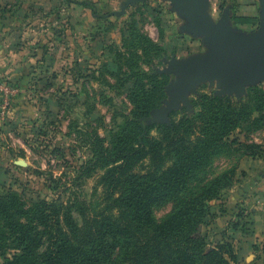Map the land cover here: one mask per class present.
I'll use <instances>...</instances> for the list:
<instances>
[{
  "label": "rangeland",
  "instance_id": "374dc122",
  "mask_svg": "<svg viewBox=\"0 0 264 264\" xmlns=\"http://www.w3.org/2000/svg\"><path fill=\"white\" fill-rule=\"evenodd\" d=\"M188 17L184 10L170 8L167 0H0L2 262L5 254L10 257L22 252L17 238L22 227L13 232L8 223L14 219L16 202L20 208L26 204L27 209L38 201L61 206L58 213H53L60 220L59 226L38 223V237L71 233L66 211L69 207V217L81 228L85 226V214L92 216L103 210L100 202L104 186L100 179L105 168H93L98 154L94 146L102 139L101 144L110 148L123 123L131 120L136 107L130 96L137 86L134 73L157 74L168 80L161 102L166 110L156 112L162 114L155 119L157 125L194 116L201 109L198 103L204 94L243 100L253 87L261 85L264 90L260 78L246 83L245 90L237 94L223 92L221 80L201 81L169 107L176 97L174 84L184 76V72L173 70L172 64L182 61L173 49L183 39L180 34H196ZM135 31L168 49L161 52L148 46L137 39ZM142 80L147 83L146 78ZM260 111L243 120L229 138L264 147V110ZM258 118L261 120L254 122ZM156 127L152 133L160 139ZM245 157L242 146L230 145L200 170L197 181L201 188L221 180L219 195L213 198L200 194L205 215L199 225L197 248L184 250L175 245L168 249L170 255L172 249L183 251V264H192L190 260L199 252L202 264H220V256L202 254L225 240L236 214L234 207L243 203L248 179V173L242 170L248 166ZM155 166H149V170L154 171ZM171 209L172 204L155 207L157 219L163 222ZM224 258L230 261L228 255ZM124 264L134 263L129 260ZM239 264H264V252H248Z\"/></svg>",
  "mask_w": 264,
  "mask_h": 264
},
{
  "label": "trees",
  "instance_id": "16d2710c",
  "mask_svg": "<svg viewBox=\"0 0 264 264\" xmlns=\"http://www.w3.org/2000/svg\"><path fill=\"white\" fill-rule=\"evenodd\" d=\"M235 19L245 22L252 18ZM135 34L148 46L166 51L164 45L155 44L138 31ZM134 76L137 86L130 96L136 107L131 120L123 123L110 148L101 144L102 139L94 146L98 154L93 168L100 165L105 168L100 179L104 186L100 202L103 210L95 211L92 216L85 214V226L81 228L69 217V207L66 211L71 233L38 237V223L59 226L60 220L53 213H58L61 206L38 201L35 207L27 209L26 204L22 203L20 208L21 204L16 202L14 219L10 218L8 223L13 232L22 227V234L17 237L22 252L10 257L5 254L3 262L0 256V264H124L129 260L134 264H183V251L172 249L170 255L168 249L175 245L183 246L184 250L197 248L199 225L205 215L200 194L217 198L221 183L215 179L201 188L198 174L230 145L242 146L246 156H261L262 144L229 137L243 120L264 110V90L261 85L253 87L249 97L243 100L204 94L198 103L201 109L194 116L157 125L155 119L162 114L156 112L164 109L161 102L168 80L141 71ZM257 120L261 118L254 122ZM155 126L160 139L152 133ZM153 164L154 171L149 170ZM90 168L89 172H93ZM169 204L171 211L163 222L159 221L155 207ZM251 214L252 211L239 207L234 227L248 229ZM4 216L7 217L5 210ZM81 229H84L82 233ZM208 254L220 256V264L240 262L233 243L226 237L202 256ZM224 255L229 256V262ZM190 261L202 264L201 252Z\"/></svg>",
  "mask_w": 264,
  "mask_h": 264
},
{
  "label": "water",
  "instance_id": "95a60500",
  "mask_svg": "<svg viewBox=\"0 0 264 264\" xmlns=\"http://www.w3.org/2000/svg\"><path fill=\"white\" fill-rule=\"evenodd\" d=\"M185 7L196 34L205 37L210 51L205 55L191 57L173 65L176 72H184L177 84L176 97L171 107L201 81L221 80L223 92H243L246 83L253 79L264 80V20L258 32L246 36L225 30L227 18L215 23L203 0H171ZM264 1V0H263ZM166 109L160 111L165 113Z\"/></svg>",
  "mask_w": 264,
  "mask_h": 264
},
{
  "label": "crops",
  "instance_id": "0c3cea01",
  "mask_svg": "<svg viewBox=\"0 0 264 264\" xmlns=\"http://www.w3.org/2000/svg\"><path fill=\"white\" fill-rule=\"evenodd\" d=\"M170 8L174 10H184L185 7L177 5L171 0H167ZM207 4L208 11L212 20L218 23L223 17L227 18L225 28H233L236 34L247 35L251 32L252 35L258 32L264 20V1L263 0H203ZM217 14V17L215 16ZM235 17H249V21L241 22ZM189 18V17H188ZM190 23L191 22V18ZM256 29V31H255ZM184 34V33H183ZM181 35L180 44H176L173 50L178 52V59H188L191 57L205 55L209 51V45L205 42V37L201 34H184ZM206 47V48H205ZM168 49V46L165 45ZM182 55V56H181ZM246 158V159H245ZM246 165L242 170L248 173V179L244 186L243 203H236L234 209L239 207L246 208L252 211L251 224L248 229L241 230L234 227L236 216H233V222L229 226L226 238L230 240L238 254V259L241 261L243 255L248 252L259 250L264 252V147L261 156L251 157L246 156ZM254 163H258V167ZM261 167V168H260ZM255 191V192H254ZM255 198V199H254ZM252 257V254H250Z\"/></svg>",
  "mask_w": 264,
  "mask_h": 264
}]
</instances>
